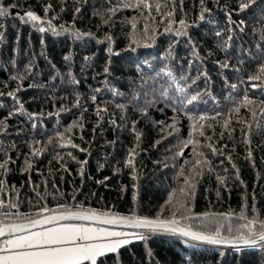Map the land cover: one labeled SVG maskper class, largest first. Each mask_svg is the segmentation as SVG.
I'll return each instance as SVG.
<instances>
[{"label": "trees", "instance_id": "1", "mask_svg": "<svg viewBox=\"0 0 264 264\" xmlns=\"http://www.w3.org/2000/svg\"><path fill=\"white\" fill-rule=\"evenodd\" d=\"M130 2L135 5L136 0ZM149 2L153 5L151 16L147 9L123 7L121 0H80L79 3L76 0H0V4L5 7L19 5L18 8H10L8 17L0 18V32L4 33L3 40L0 41V92L4 93L0 96V119L8 117L14 107L18 108L13 97L7 95L9 91L16 92V98L23 103L26 113H43L35 121L19 114L7 119V133L0 135V162L11 158L7 171L0 170V180L6 185L5 190L0 191V200L5 206L10 201L18 205L17 209L5 210L34 214V206L39 203L48 208H54L57 204H76L86 209L107 210L121 215L131 214L133 209L139 215L153 217L162 211L165 216L170 214L171 206L166 203L169 195L184 184V177L179 175L181 166H185L187 172L198 158L193 153L192 146L184 149L182 157H175L180 142L187 140L190 133H193V121L184 112H174L172 108L166 107V102L160 99L158 92L161 85L167 87L164 80L149 81L144 88L140 87V73L137 72L136 64L147 60L157 70L165 63L168 64L177 76L183 73L195 78L200 73H207L206 77L201 76L192 89L197 91L207 88L212 93L211 97H205L208 103L200 104L198 111L209 116L220 114L216 119L206 121L212 127L203 130V137L199 136L198 131L193 133V138L205 145L200 150L210 162L212 172L205 168L204 174L196 177L195 194L189 201L192 213L231 211L239 214L247 197L249 215L251 206L255 203L258 214L264 217V131H258L252 119L253 110L256 111L257 118L260 117L264 88L254 89L252 84L259 82L247 81V77L257 73L259 65L264 62V54L258 52L256 47L261 41L260 29L264 27V0H259L243 12L238 10V0H206L211 15L206 14L204 22H198L200 0H182V3L181 0H175L172 6V26L180 28L181 19L193 25L188 32L203 57L202 60L194 61L191 68L188 38H176L165 33L164 29L168 24L162 20L167 21V17L162 18L154 9L157 2L163 5L164 0ZM110 6L118 10L114 15L107 14L108 23H105L102 16L96 13L104 14ZM226 6L232 10L233 21L239 24L243 20L246 24L243 33L236 31L227 53L219 47L228 38V18L224 10ZM45 7H49L47 14ZM77 7L81 9L79 13L75 11ZM27 10L34 11L45 23L33 27L32 23H22L15 18L17 12L23 15ZM163 11L167 13L169 8L163 7ZM47 20H51L58 30L60 25H65L84 33L91 32L99 40H105L110 35L113 38L112 47L120 55L109 57L108 42L98 44L96 39L87 37L73 40L67 33L56 36L51 32H39V27H47ZM208 20L213 22L208 23ZM194 21L197 23L193 24ZM133 23L136 24L135 29L132 27ZM145 26L149 37L154 36L155 39H145ZM217 31H222L223 37H217ZM133 39L141 45L137 52L124 51ZM177 39L174 59H160L166 54L169 43ZM144 43L152 46L145 48ZM65 55L71 56L70 62L63 60ZM85 57L91 59L86 61ZM226 58L232 69L219 67L218 62ZM13 60L15 64L12 63ZM30 61L33 64L32 74L22 81L13 80L11 77L17 75L18 71L23 73ZM109 63L111 75L107 79L110 86L126 93L127 97H113L109 88L104 87L103 69ZM237 67L239 71L233 70ZM69 71L72 77L67 75ZM142 71L145 79H148V74L154 75L148 65H144ZM57 72L62 75H57ZM72 79L78 83H71ZM133 80L136 81L135 85L131 83ZM226 83L236 84L237 88L226 87ZM18 84L21 89L19 91ZM32 84L45 86L29 87ZM133 87L140 93L139 100L127 107L123 113L125 119L121 120L122 113L116 104L127 103L131 99ZM96 88L101 91L95 93ZM145 89L147 95H144ZM246 92L249 98L258 102L257 105H243ZM93 94L97 96L95 104L91 100ZM172 94L175 95V92ZM154 95L156 105L149 109L147 116H141L137 108L145 107L146 101L151 100ZM77 103L81 107H75ZM97 104L102 108L106 107L107 112L98 116ZM161 108L164 111L161 112ZM236 108H239L238 112L235 111ZM191 111L196 113L197 108L193 107ZM174 117L178 131L172 135H168V129L161 132V127L171 124ZM113 119L118 126L110 123ZM77 121L82 122V127H72L60 141L67 144L71 140L77 148L71 145L61 148L47 143L50 137L65 133ZM133 121H138L136 131L142 133L138 147L132 131ZM156 121L162 123L157 125ZM226 121L229 122L228 129L224 128ZM259 122L264 125V119ZM249 125L250 137L247 135ZM164 136L167 138L157 144L156 141ZM208 137L218 147L227 145L222 155L213 154L207 147ZM246 139H250L249 144H245ZM35 141L40 143L34 144ZM13 144L14 148L11 147ZM33 145L42 149L35 156L32 155ZM134 147H137L134 161L138 174L136 181L132 180L133 169L124 166L129 149ZM249 150L252 152L251 159L247 158ZM229 156L231 160L228 159ZM26 157L32 167L24 171ZM85 160L87 163L81 175L78 161ZM100 165L104 167L101 169ZM117 167L119 172H115ZM237 170L240 180L235 178ZM217 174L228 178L226 187L218 185ZM105 177L109 179L105 180ZM34 185L37 186L35 190ZM13 187L16 191H12ZM217 190L220 192L219 197ZM149 249L153 253L151 258L146 255ZM221 251L226 253L223 258ZM261 256H264V252H235L231 248L206 245L188 247L178 236L157 234L147 241H133L122 247L118 255L109 254L100 258L98 264H187L188 257L191 258V264H264V261H260Z\"/></svg>", "mask_w": 264, "mask_h": 264}, {"label": "snow or ice", "instance_id": "2", "mask_svg": "<svg viewBox=\"0 0 264 264\" xmlns=\"http://www.w3.org/2000/svg\"><path fill=\"white\" fill-rule=\"evenodd\" d=\"M77 3L80 0H76ZM86 2V0H85ZM218 2V0H217ZM259 0H238V10L243 12L250 9L253 5L257 4ZM123 7H136L141 10L147 9L149 16L153 10V5L149 0H136L135 5H133L130 0H121ZM175 0H164V4L157 2L154 9L160 16L167 17L168 26L164 29L165 33L174 35L176 38L187 37L188 45L191 48L190 56L192 59L189 60V68L193 65L194 61L202 60L203 57L200 56L197 51V46L192 40L188 29L193 25L187 23L184 19L179 21L180 28H173L171 23V17L173 14V5ZM182 3V0H181ZM201 11L198 17V22H204L206 20V14L211 15V9L206 6V0H200ZM18 4H12L5 7L0 4V18H5L9 16L10 8H18ZM163 7H168L169 11L165 13ZM118 9L116 7H109L104 14L97 12V15H101L105 23H108L107 14H115ZM227 13L228 18V38L219 44L222 51L227 53L231 47V41L236 36V31L239 30L243 33L246 28V24L243 20L237 24L232 20V10L228 9L227 6L224 9ZM45 13L49 11V7H45ZM77 13L81 11L79 7L75 10ZM15 18L21 20L22 23H32L33 27L38 24L42 25L45 23L40 16H38L34 11L27 10L23 15L20 12L15 14ZM213 21L208 20V23ZM197 23L194 21L193 24ZM133 29L136 28V24H132ZM39 32L46 33L51 32L53 35H60L61 33H67L73 40H81L85 37L90 39H96L98 44L108 42L109 46L107 48V53L109 57L115 55L119 56L120 53L117 52L112 47L113 38L109 35L105 37V40H99L91 32L84 33L74 28H69L65 25H60L59 30L52 24L51 20H47V27H39ZM254 31H256L254 29ZM261 41L257 43L256 47L258 52L264 54V27L260 29ZM158 35L160 33H157ZM217 37H223L224 33L222 31H217L215 33ZM4 33L0 32V41L3 40ZM145 39H155V37H149L147 26L144 30ZM43 44L44 41L42 40ZM178 39L174 42H170L166 51V54L160 59L164 61H169L174 59V49ZM140 42L133 39L124 51H131L133 53L137 52L140 47ZM152 45L150 43H144L143 47L148 48ZM91 57H85V60H90ZM63 60L68 63L71 61L70 55H65ZM15 64V60L12 61ZM221 69H232V65L226 58L222 62H218ZM243 63V61H241ZM148 65L152 69L153 74H148V79L144 78V73L142 71L143 66ZM55 68V65L52 66ZM33 64L30 61L24 69V72H17V75L12 76L13 80H24L32 74ZM137 72L140 73V87L144 88L149 81H159L164 80L167 87L161 85L158 95L161 100L166 102V107L172 108L174 112H184L187 118L193 121L192 129L193 133H199L200 137L205 135L204 129L206 127H212L211 124L206 123L209 119H216L220 114L216 113L215 116H209L206 113H199L198 106L200 104H207L208 100L205 99L206 96L211 97L212 93L208 91L207 88L203 90L192 91L193 86L201 79V76H207V73H200L195 78L189 77L183 73L179 76L174 74V71L168 64H164L159 70L156 69L155 65L149 61H141L136 64ZM239 71L237 67L233 69ZM103 74L105 76L104 87L109 88L113 97H127V94L120 91L116 87L110 86V82L107 79L111 75V64L109 63L103 69ZM57 75H62L57 72ZM72 77V73L69 71L67 74ZM55 79V77H53ZM183 81V83H181ZM189 81H191L189 83ZM248 82L257 81L259 83H253L252 87L264 88V62L259 65V71L254 74H250L247 77ZM71 83H78L77 80L72 79ZM133 85L136 81L131 82ZM45 85L32 84L29 87H44ZM226 87L236 89V84H227ZM21 90L20 85H17V91ZM100 88L94 90L95 93H99ZM175 92V95L172 93ZM4 93L0 92V96ZM9 97H13L14 103L18 104V108H13L9 112L8 117L0 119V135L6 134L8 130L7 119L12 118L16 115H26L29 120H38L43 113H26L24 110V105L19 102L16 98V92L9 91L7 93ZM140 93L137 91L136 87L132 88L131 99L127 103H117L116 107L121 110V120L125 117L123 113L126 111L127 107L133 106L134 102H138ZM144 95H147V90H144ZM92 102L95 104L97 102V96L93 94L91 96ZM157 103L156 96L154 95L151 100L146 101V106L137 108V111L141 116H147L150 108L154 107ZM257 101L248 97L247 92L245 93L243 105L244 106H255ZM75 107H81L79 103L74 105ZM193 107L197 108L196 113H192L191 109ZM161 112L164 111L163 108L159 109ZM65 111V109H61ZM235 111H239L236 108ZM102 112H107L106 107H100L97 104L96 114L100 116ZM49 115H52L51 113ZM58 115V113H57ZM252 119L258 131H264V125H261L259 120L264 119V102L260 103V117L257 118L256 111H252ZM113 126H118L116 120H110ZM138 121L132 122V131L135 135L137 141V147L141 140L142 133L136 131V125ZM157 125L162 122L156 121ZM81 126L82 122H75L70 128L65 130V133H57L55 137H50L47 141L48 144L57 145L61 148L71 145L73 148L78 146L68 140L67 144L60 143L64 139L67 132L72 130V127ZM33 127H36L35 122ZM100 127V125H97ZM224 128H229V122L224 123ZM168 129V135H172L173 132L178 131L176 118L169 125L161 127V132ZM95 131V129H94ZM193 133H190L187 140L181 141L179 150L176 151L175 157H182L184 155V149L192 146V151L197 155V159L192 164L191 168L185 172V166H181L179 175L184 177V184L178 190H174L172 194L169 195L167 205L171 206L170 214L165 216L163 211L158 213L156 216L139 215L135 209L131 211V214L121 215L113 213L111 211H98L91 208H84L76 204H57L54 208H48L42 204H37L35 207L34 214H21L19 211H8L7 209H17L18 205L16 202L10 201L7 206L4 202L0 200V264H98L100 258L106 257L109 254H117L119 250L131 244L133 241H147L152 236L157 234H171L173 236H178L182 238V243L188 247L194 245H210L217 246L220 248H231L235 252L244 251H259L264 252V217H261L258 212L255 203L251 206V215H249V206L247 204V197H245L242 211L239 214L229 211L228 213H216V212H204L202 214H194L189 206V201L195 194L196 187V177L202 176L204 174L205 168L208 172H212L210 162L206 158L204 152L200 149L205 147L198 140L193 138ZM231 133H229L230 135ZM247 135L251 136V125H249V132ZM223 137V133H221ZM167 137H162L161 140L156 141L157 144L161 143L163 139ZM209 143L207 147L211 150L213 154L222 155L227 149V145L223 147H218L211 143L212 138L208 137ZM245 144L250 143V139H246ZM40 141H35L34 144H39ZM114 143V142H112ZM15 147V145H11ZM137 147L129 149L128 155L124 161L125 167H131L133 169L132 180L136 181L138 179V174H136L135 169V157L137 155ZM81 151H86L85 149H80ZM42 149L35 148L33 145L32 155L35 156L39 154ZM63 160V157H59ZM71 155V153H69ZM75 160V157H72ZM248 159L252 158V152L249 150ZM231 160V157H228ZM11 162V158L5 159L0 162V170L7 171V166ZM80 173L83 175L84 165L87 161L79 162ZM187 161L185 164L187 165ZM32 167L26 157V167L24 171H27ZM63 167V165H62ZM104 165H100L102 169ZM167 167V165H165ZM67 171V169H64ZM120 169L117 167L115 172H119ZM240 180L239 171L237 170L236 177ZM109 177H105L108 180ZM227 177L216 175V180L218 185L227 186ZM104 181H98V183H103ZM243 183V181H241ZM37 186H33L35 190ZM134 189L136 185H133ZM6 188L5 182L0 180V191H4ZM12 191H16L15 187ZM48 193H45L47 195ZM39 195V194H38ZM61 195H63L61 193ZM220 192L217 190V196L219 197ZM75 197H73L74 199ZM43 199V197H41ZM255 197L253 196V200ZM136 200L135 192L133 194V201ZM87 222V223H85ZM226 253L221 251V258ZM146 255L151 258L153 256L152 251L149 249ZM187 264H191V258L188 257ZM260 261H264V256L260 257Z\"/></svg>", "mask_w": 264, "mask_h": 264}, {"label": "water", "instance_id": "3", "mask_svg": "<svg viewBox=\"0 0 264 264\" xmlns=\"http://www.w3.org/2000/svg\"><path fill=\"white\" fill-rule=\"evenodd\" d=\"M85 223H87V222H85ZM206 246H210V245H206ZM213 247H217V246H213ZM218 248H220V247H218ZM230 249V248H229Z\"/></svg>", "mask_w": 264, "mask_h": 264}]
</instances>
